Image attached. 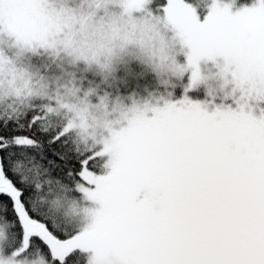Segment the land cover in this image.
<instances>
[{
  "label": "snow or ice",
  "instance_id": "6c2138e0",
  "mask_svg": "<svg viewBox=\"0 0 264 264\" xmlns=\"http://www.w3.org/2000/svg\"><path fill=\"white\" fill-rule=\"evenodd\" d=\"M196 6L197 0H157L154 6L187 38L192 86L200 78V60L223 56L235 68L234 90L261 99L264 0L237 6L234 13L231 4L214 3L203 24ZM27 103L22 90L0 89V264H84L83 254L91 256L90 264H113L117 254L141 257L120 264H264V116L257 120L239 109L209 116L185 98L179 107L152 109L151 118L117 122L118 130L108 125L111 135L101 149L99 140L77 138L54 106ZM217 120L235 130L220 150L243 185L240 221L231 230L242 232V241L186 251L202 259L180 262L151 259L160 251L111 241L105 221L118 205L148 211V203L136 199L149 187L147 178L136 175L140 164L197 130L214 129ZM70 204L84 206L83 221L66 215Z\"/></svg>",
  "mask_w": 264,
  "mask_h": 264
},
{
  "label": "clouds",
  "instance_id": "9594fccd",
  "mask_svg": "<svg viewBox=\"0 0 264 264\" xmlns=\"http://www.w3.org/2000/svg\"><path fill=\"white\" fill-rule=\"evenodd\" d=\"M214 3L231 4L233 13L238 10V0H197L198 19L204 12L201 24ZM154 4L156 0H0V33L7 32L9 9L27 16L30 35L14 41L18 59L31 54L18 71L19 89L28 98L25 107L56 108L71 97L97 119L114 116L107 121L112 125L142 114L151 118L152 109L179 107L187 98L209 116L238 109L257 120L264 116V96L249 100L246 92L234 90L235 68L223 56L200 60V78L192 86L187 38L155 11ZM0 57L9 59L2 49ZM200 87L204 98L193 99L189 93ZM177 89H182L179 97ZM234 131L217 120L214 129L197 130L145 159L136 175L147 178L149 187L138 202H147L149 208L142 213L119 205L118 243L159 250L161 254L151 259L180 262L202 259L182 254L189 250L241 242L243 233L231 230L240 221L243 185L220 150ZM98 146L102 149V142ZM137 258L117 254L112 262ZM87 259L90 264L91 256Z\"/></svg>",
  "mask_w": 264,
  "mask_h": 264
},
{
  "label": "rangeland",
  "instance_id": "374dc122",
  "mask_svg": "<svg viewBox=\"0 0 264 264\" xmlns=\"http://www.w3.org/2000/svg\"><path fill=\"white\" fill-rule=\"evenodd\" d=\"M10 3H17L18 0H9ZM252 2V1H251ZM238 3L237 6L250 4ZM157 4V0H156ZM153 5L154 6L156 5ZM185 7L192 8V5L185 4ZM197 7V6H196ZM199 16L201 19L204 16V12L200 11ZM7 32L0 33V49L9 57L8 60L0 57V89H19L18 83V71L20 65L26 62L31 54L24 53L19 59L17 53L19 48L14 46V41L18 37H27L30 35V30L27 24L26 13L17 8L9 9L7 13L6 21ZM8 33H12L9 35ZM183 59V57H181ZM182 95V89L176 90V96ZM193 99H203L205 96V89L200 87L189 93ZM56 115L60 117L62 121L71 124L74 129V135L84 143H93L97 140L103 141L105 138H109L111 132L108 129L107 121L115 119L114 116L108 117L107 120L97 119L96 115L89 109L84 108L81 105H77L71 98H65L56 106ZM113 130H118V124H112ZM145 191L141 190L137 193L136 199L140 201L143 199ZM89 207H91L89 205ZM83 205L72 206L71 209H67L66 213L71 217L78 218L79 221H83ZM76 213V215H73ZM106 235L111 241H114L118 246V241L122 236V219L117 206L113 213L105 221Z\"/></svg>",
  "mask_w": 264,
  "mask_h": 264
},
{
  "label": "trees",
  "instance_id": "16d2710c",
  "mask_svg": "<svg viewBox=\"0 0 264 264\" xmlns=\"http://www.w3.org/2000/svg\"><path fill=\"white\" fill-rule=\"evenodd\" d=\"M252 0H238V3H249V2H251ZM75 134V133H74ZM72 206H77V205H68V206H66L65 207V209H64V211H65V213H66V210L67 209H71L72 208ZM119 206V205H118ZM66 215H68V216H70L71 217V215H69V214H67L66 213ZM73 215H76V213H74ZM73 217V216H72ZM87 255L88 254H83V256H84V264H86V259H87Z\"/></svg>",
  "mask_w": 264,
  "mask_h": 264
}]
</instances>
